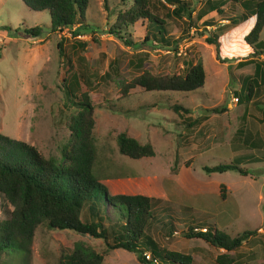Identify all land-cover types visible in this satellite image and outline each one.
<instances>
[{
    "label": "rangeland",
    "instance_id": "obj_1",
    "mask_svg": "<svg viewBox=\"0 0 264 264\" xmlns=\"http://www.w3.org/2000/svg\"><path fill=\"white\" fill-rule=\"evenodd\" d=\"M131 1L87 0L84 21L69 28H50L45 10H31L21 0H0V133L65 164L60 158L68 140L65 120L76 106L62 82L71 87L76 78L73 92L78 98L85 92L93 105L91 172L109 194L152 198L155 214L163 219L151 220L146 232L162 250L188 254L190 264H222L216 261L219 254L230 257L229 264H264V52L253 53L255 49L242 39L254 16L239 18L242 12H250L240 1L210 0L209 5L206 0H185L190 11L187 17L173 14V5L163 0H148L150 11L163 21L164 41L143 38L145 30H150L144 18L122 26L120 35L114 34L108 28ZM217 1H222L220 12L213 5ZM206 21L210 24L204 25ZM35 25L41 28L40 34L25 37L23 28ZM212 33L216 47L205 41ZM258 38L264 43V27ZM60 39L63 56L56 48ZM196 61L204 70L199 88L145 91L135 86L125 96L119 94L121 81L143 70L182 73L189 62ZM255 63L259 64L257 76ZM250 78L256 81L253 93L236 100ZM172 103L187 111L171 108ZM222 104L225 110L205 111ZM199 115L205 116L199 124H186ZM240 125L243 133L236 134ZM119 132L149 143L153 154L139 158L120 154L115 143ZM231 160L247 173L203 169ZM220 185L224 186L223 199ZM10 209L0 193V219ZM105 212L108 219L105 216L101 222L108 228L117 213L110 204L105 205ZM79 216L89 219L85 206ZM169 216L172 230L163 223ZM189 223L199 230L214 226L229 236L245 229L255 233L227 251L199 238L184 237L181 232ZM75 242L93 248L102 264H143L133 252L107 248L101 238L71 229L48 228L45 221L34 227L24 254L5 252L0 261L59 264Z\"/></svg>",
    "mask_w": 264,
    "mask_h": 264
},
{
    "label": "trees",
    "instance_id": "obj_2",
    "mask_svg": "<svg viewBox=\"0 0 264 264\" xmlns=\"http://www.w3.org/2000/svg\"><path fill=\"white\" fill-rule=\"evenodd\" d=\"M29 9L45 10L49 17V27L69 28L75 22L85 20L87 0H21ZM172 4L171 12L175 15L184 14L190 17V11L185 0H163ZM209 5L210 0H206ZM240 1L244 8L249 7V13L242 12L239 18L245 19L249 14L254 16L249 30L243 35V41L252 46L253 53L264 52V43L258 38L264 27V0H231ZM222 1L213 2L214 8L220 12L218 6ZM138 18H144L150 24V30H145L144 39L163 38V21L150 11L148 0H132L129 7L117 12L114 21L108 29L120 35L122 26L133 23ZM234 21V19H231ZM210 24L209 21L204 25ZM8 29L6 26H2ZM16 31V30H15ZM38 25L23 28L25 37L33 38L40 34ZM205 41L216 47V34L205 37ZM127 42V41H126ZM57 52L63 56L61 39L56 43ZM67 60V59H66ZM254 75L259 74V64H254ZM62 81H65L62 79ZM204 70L200 61L189 62L182 73H152L143 70L128 80L121 81L119 94L125 96L130 88L141 87L145 91H181L188 92L202 86ZM255 79L250 78L242 90L239 98H248L253 93ZM70 83H68L69 85ZM78 81L71 80V87H65L69 101L76 106V111L68 115L65 125L68 129V140L60 149V158L65 164H57L51 158L42 156L32 145L11 138L0 133V193L11 205L7 216L0 219V256L3 253L22 255L26 252L34 227L41 221L52 229H71L78 234L101 238L107 248H122L135 253L143 264L149 261L142 255L148 251L159 260V264H190V256L171 250H162L147 234L148 224L153 219L162 221V217L155 214V203L152 198L143 194H109L104 184L98 181L91 172L94 159V144L91 137L93 124V105L85 92L78 98L73 92ZM77 97V98H76ZM171 108L187 111V108L172 103ZM112 110H118L112 108ZM225 110V105L212 106L205 109L210 112ZM122 111V110H121ZM205 118L199 115L187 125L199 124ZM241 118H244L241 116ZM243 133L240 125L235 133ZM249 136V132L244 134ZM117 150L120 154L130 158L151 156L152 146L140 143L133 137L119 132L115 137ZM205 172H223L235 170L241 174L247 170L239 166V162H219L210 166H203ZM223 185L219 187V197H225ZM110 204L116 211L117 217L110 220L109 226L104 227L101 220L107 214L105 205ZM85 206L89 219L81 220L79 213ZM108 219V217H107ZM171 230L174 229L172 217L163 222ZM204 230L190 225L181 233L186 238H199L212 246L224 250L238 248L243 239L255 233L254 229H245L235 236L216 229L214 226ZM20 251V252H19ZM102 257L93 248L75 242L71 250L61 256L59 264H102ZM216 261L229 264L232 259L223 254L216 256ZM0 264L2 261H0Z\"/></svg>",
    "mask_w": 264,
    "mask_h": 264
},
{
    "label": "built area",
    "instance_id": "obj_3",
    "mask_svg": "<svg viewBox=\"0 0 264 264\" xmlns=\"http://www.w3.org/2000/svg\"><path fill=\"white\" fill-rule=\"evenodd\" d=\"M236 99V98H235ZM204 229V228H203ZM142 255L144 256V258L146 259V260H148L149 261V264H159V260H158V258H156L155 256H152L151 254H150V252H148V251H143L142 252Z\"/></svg>",
    "mask_w": 264,
    "mask_h": 264
},
{
    "label": "clouds",
    "instance_id": "obj_4",
    "mask_svg": "<svg viewBox=\"0 0 264 264\" xmlns=\"http://www.w3.org/2000/svg\"><path fill=\"white\" fill-rule=\"evenodd\" d=\"M204 230V229H203Z\"/></svg>",
    "mask_w": 264,
    "mask_h": 264
}]
</instances>
